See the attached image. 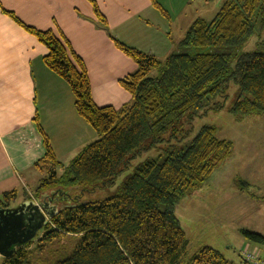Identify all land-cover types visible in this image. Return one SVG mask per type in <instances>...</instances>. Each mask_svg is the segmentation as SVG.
I'll use <instances>...</instances> for the list:
<instances>
[{"label": "trees", "instance_id": "trees-1", "mask_svg": "<svg viewBox=\"0 0 264 264\" xmlns=\"http://www.w3.org/2000/svg\"><path fill=\"white\" fill-rule=\"evenodd\" d=\"M90 1L106 22L95 0ZM263 25L264 0H225L212 20H195L166 59L113 38L137 64L136 71L119 80L132 98L120 109L96 104L85 61L65 36L23 25L48 47L47 66L70 84L77 112L98 139L63 166L40 128L46 152L35 164L44 174L36 195L49 198L52 215L35 245L33 239L0 264H234L211 246L190 256L189 239L176 214L180 200L195 194L233 153L234 142L219 137L215 126L202 127L186 148L169 152L165 159L144 162L111 197L80 201V190L112 185L122 166L129 167L166 134L180 131L183 117L192 118L207 103L227 97L232 83L240 87L230 108L238 119L264 114V51H241ZM213 106L222 109L225 104L218 100ZM16 195L3 194L5 200ZM0 206H9L1 195ZM242 233L264 244L263 234ZM65 236L78 237L76 246L61 243Z\"/></svg>", "mask_w": 264, "mask_h": 264}, {"label": "crops", "instance_id": "crops-1", "mask_svg": "<svg viewBox=\"0 0 264 264\" xmlns=\"http://www.w3.org/2000/svg\"><path fill=\"white\" fill-rule=\"evenodd\" d=\"M154 1L165 12L153 0H95L106 18L103 22L90 0H0V188L17 183L28 187L31 180L39 186L44 174L35 164L46 152L40 128L63 166L98 139L77 112L70 84L47 66L48 47L23 25L65 36L85 61L96 104L120 109L132 98L119 80L137 64L113 38L164 59L176 51L195 20H209L194 10V0ZM174 28L179 30L175 36ZM117 59L124 63L112 70L115 74H107ZM108 76H113L115 91L101 84L108 80L112 86ZM97 77L102 93L95 85ZM260 168L253 169V180ZM253 180L249 183L259 187ZM31 201L30 196L22 204Z\"/></svg>", "mask_w": 264, "mask_h": 264}, {"label": "rangeland", "instance_id": "rangeland-1", "mask_svg": "<svg viewBox=\"0 0 264 264\" xmlns=\"http://www.w3.org/2000/svg\"><path fill=\"white\" fill-rule=\"evenodd\" d=\"M223 1L194 0V10L198 15L212 20ZM177 31L179 30L174 28V36ZM253 50L264 51V25L257 26V33L241 49L245 52ZM130 60L136 65L131 58ZM122 63H124L122 60L117 59L115 66L109 65L106 73L115 74L112 70L115 67L117 69ZM108 78L112 80V86L108 80L101 84L107 86L106 90L112 88L115 91L117 86H114L113 76ZM99 80L100 77H97V80L94 78L95 85L102 93L103 89ZM239 93V85L232 83L227 90V97H219L207 103L192 118L188 115L183 117L179 124L180 131L173 135L166 134L163 141L133 158L129 167L122 166L112 185L98 183L96 186H87L85 191L80 190L82 193L80 201H101L115 195L144 162L151 159H165L169 152L186 148L202 127L215 126L219 137L234 142V149L232 155L212 172L195 194L184 197L177 205L176 214L190 240L189 255H193L202 247L211 246L223 253L234 264H250L244 260V254H254L258 259L264 260V244L249 241L242 233V230L246 229L264 235V201H262L264 200V114L238 119L230 108ZM218 100L225 104L222 109L213 106ZM68 161L65 160L66 163ZM257 162L260 163L258 166ZM260 166L259 176H255L253 180V169H258ZM254 171L256 175L257 171ZM252 180L260 186L251 185L249 182ZM27 185L29 186L17 183L16 186L0 188L2 201H6L8 207H18L25 198L31 196L32 202L38 205L45 203L48 207L49 198L45 197L44 193L41 196L36 195L38 181L31 180ZM9 191H16L17 195L15 198L5 200L3 194ZM51 192V190L47 191L48 194ZM42 234L41 230L39 240ZM78 239V237L65 236L61 239V243H64L67 248H72L76 246ZM36 240L38 237L35 238L34 245ZM244 243L247 244L244 246ZM43 255L47 257L48 250H45ZM2 258L3 256L0 255V262Z\"/></svg>", "mask_w": 264, "mask_h": 264}, {"label": "water", "instance_id": "water-1", "mask_svg": "<svg viewBox=\"0 0 264 264\" xmlns=\"http://www.w3.org/2000/svg\"><path fill=\"white\" fill-rule=\"evenodd\" d=\"M51 215L45 203L31 201L18 207H0V255L10 257L35 239Z\"/></svg>", "mask_w": 264, "mask_h": 264}, {"label": "built area", "instance_id": "built-area-1", "mask_svg": "<svg viewBox=\"0 0 264 264\" xmlns=\"http://www.w3.org/2000/svg\"><path fill=\"white\" fill-rule=\"evenodd\" d=\"M244 260L250 264H264V260H260L254 254H244Z\"/></svg>", "mask_w": 264, "mask_h": 264}, {"label": "flooded vegetation", "instance_id": "flooded-vegetation-1", "mask_svg": "<svg viewBox=\"0 0 264 264\" xmlns=\"http://www.w3.org/2000/svg\"><path fill=\"white\" fill-rule=\"evenodd\" d=\"M39 235V234H38Z\"/></svg>", "mask_w": 264, "mask_h": 264}]
</instances>
